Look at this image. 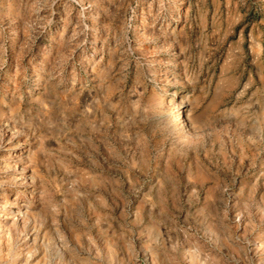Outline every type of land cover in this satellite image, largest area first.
<instances>
[{"label":"rangeland","instance_id":"1","mask_svg":"<svg viewBox=\"0 0 264 264\" xmlns=\"http://www.w3.org/2000/svg\"><path fill=\"white\" fill-rule=\"evenodd\" d=\"M0 227V264H262L264 0H0Z\"/></svg>","mask_w":264,"mask_h":264},{"label":"bare ground","instance_id":"2","mask_svg":"<svg viewBox=\"0 0 264 264\" xmlns=\"http://www.w3.org/2000/svg\"><path fill=\"white\" fill-rule=\"evenodd\" d=\"M173 114H174V121H176L180 126H185V120H184V115H183V110H182V108H181V105L179 104L178 106H176L173 110ZM13 210V209H12ZM15 213V212H14ZM18 213V212H17ZM20 214H21V212H19ZM23 213V212H22ZM12 214H13V212H12ZM4 216H6V215H4ZM3 217V216H2ZM8 217V216H7ZM15 217V216H14ZM20 217V216H19ZM18 217V218H19ZM17 218V217H16ZM17 218V219H18ZM15 219V218H14ZM4 220V219H3ZM19 221V220H18ZM16 223V222H15ZM2 224V223H1ZM23 224V223H22ZM24 225V224H23ZM8 226H11V223H10V221H8ZM20 226V225H19ZM1 228V227H0ZM3 231H4V229H3ZM1 232H2V230H0V238H2L3 237V234H2V236H1ZM3 233V232H2ZM8 234V233H7ZM5 235H6V233H5ZM7 236V235H6ZM4 238H5V236H4ZM3 238V239H4ZM8 238H9V236H8ZM5 239H7V238H5ZM3 241V240H2ZM1 241V242H2ZM7 243V242H6ZM6 243H4L3 245H5ZM60 245V244H59ZM6 247V246H5ZM43 247V246H42ZM41 248V247H40ZM62 248V247H61ZM43 249V248H42ZM30 251V250H29ZM33 251V250H32ZM42 251H44V249L42 250ZM57 251V250H56ZM31 253V252H30ZM4 255V254H3ZM45 255V254H44ZM0 256H2V254L0 255ZM28 257H29V255H28ZM43 258H45L44 256H42ZM6 258V257H5ZM4 258V259H5ZM42 258V259H43ZM0 259H2V258H0ZM68 259H69V257H68ZM33 260H35V259H33ZM38 260V259H37ZM36 260V261H37ZM160 260H161V258H160ZM154 261V260H153ZM36 263V262H35ZM35 263H33V264H35ZM36 264H46V263H44V260H38V262L36 263ZM69 264H76V263H74L73 261L72 262H70ZM165 264V263H164ZM262 264H264V262L262 263Z\"/></svg>","mask_w":264,"mask_h":264}]
</instances>
